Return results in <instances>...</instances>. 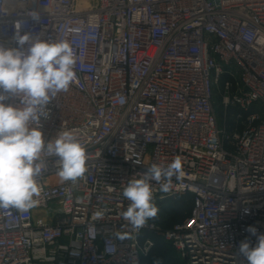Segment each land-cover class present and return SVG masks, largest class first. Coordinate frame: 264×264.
Masks as SVG:
<instances>
[{
	"label": "built area",
	"instance_id": "2783aa9c",
	"mask_svg": "<svg viewBox=\"0 0 264 264\" xmlns=\"http://www.w3.org/2000/svg\"><path fill=\"white\" fill-rule=\"evenodd\" d=\"M17 21L73 49L76 78L41 125L45 141L77 135L86 171L62 181L58 158L42 156L38 204L0 208V264H142L150 233L186 264H248L247 229L264 234V0H0L5 47ZM217 93L232 129L219 125ZM176 158L168 193L151 181L154 203L190 195V213L132 228L123 189Z\"/></svg>",
	"mask_w": 264,
	"mask_h": 264
},
{
	"label": "clouds",
	"instance_id": "9594fccd",
	"mask_svg": "<svg viewBox=\"0 0 264 264\" xmlns=\"http://www.w3.org/2000/svg\"><path fill=\"white\" fill-rule=\"evenodd\" d=\"M30 15L39 19L35 12ZM14 27L16 46L0 44V208L25 211L39 202L35 197L42 188L37 177L47 167L42 156L57 157L61 180L75 182L86 171V151L72 131H61L55 139L45 141L41 125V119L49 114L47 105L76 78L72 47L66 40L51 42L40 33L22 32L18 21ZM10 96L18 99L17 105L5 103ZM181 172L182 162L176 158L166 166L152 164L140 178L129 180L123 189V196L130 201L123 219L139 230L155 218L158 208L151 181L168 193L171 178L179 179ZM247 231L257 242L255 246L247 240L241 242L239 253L248 264H264V234L251 226ZM89 232L94 234V227Z\"/></svg>",
	"mask_w": 264,
	"mask_h": 264
},
{
	"label": "trees",
	"instance_id": "16d2710c",
	"mask_svg": "<svg viewBox=\"0 0 264 264\" xmlns=\"http://www.w3.org/2000/svg\"><path fill=\"white\" fill-rule=\"evenodd\" d=\"M231 111H234L232 109ZM232 123V121H231ZM158 213L151 221L161 225L164 228L172 227L176 222L182 221L191 211V196H178L176 198H167L156 204ZM154 239L155 244L150 253L142 259V264H179V261L166 256L165 251L170 250L173 254H177L173 247L166 243L161 237L149 234ZM174 258V257H173ZM177 260H180L177 257ZM181 264H186L180 260Z\"/></svg>",
	"mask_w": 264,
	"mask_h": 264
},
{
	"label": "rangeland",
	"instance_id": "374dc122",
	"mask_svg": "<svg viewBox=\"0 0 264 264\" xmlns=\"http://www.w3.org/2000/svg\"><path fill=\"white\" fill-rule=\"evenodd\" d=\"M216 110H217V114H218V118H219V125L222 129H232L233 128V114H234V111H229V113H226L224 111V109L222 108V105H221V96L219 93H217L216 95ZM232 121V123H231ZM165 255L166 256H169V257H172V259H176V261H179L178 263L181 264V261L180 260H177V257L175 254H173V252H171L170 250H167L165 251Z\"/></svg>",
	"mask_w": 264,
	"mask_h": 264
}]
</instances>
